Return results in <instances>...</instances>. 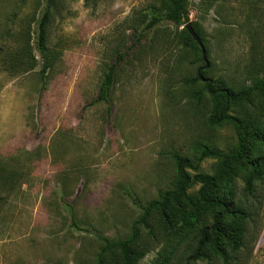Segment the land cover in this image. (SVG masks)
I'll use <instances>...</instances> for the list:
<instances>
[{
	"label": "rangeland",
	"instance_id": "obj_1",
	"mask_svg": "<svg viewBox=\"0 0 264 264\" xmlns=\"http://www.w3.org/2000/svg\"><path fill=\"white\" fill-rule=\"evenodd\" d=\"M45 4L0 0V264H95L98 235L126 238L141 206L171 186L173 152L194 159L198 143L234 144L230 123L207 125V92L189 79L202 67L234 87L250 83L264 62V0H188L207 67L184 44L185 23L163 18L144 30L161 0H56L42 88L31 20ZM27 46L36 64L26 71ZM113 62L109 102H94ZM214 167L204 158L199 169ZM235 185L252 213L238 258L264 264V178L253 195H242L241 178ZM147 245L137 264H164L165 256L182 264L194 242L187 237L168 255L163 240Z\"/></svg>",
	"mask_w": 264,
	"mask_h": 264
},
{
	"label": "trees",
	"instance_id": "obj_2",
	"mask_svg": "<svg viewBox=\"0 0 264 264\" xmlns=\"http://www.w3.org/2000/svg\"><path fill=\"white\" fill-rule=\"evenodd\" d=\"M45 1L40 15L31 20L34 23L33 48L42 59L39 69L42 88L47 70L52 65L51 51L47 45V29L56 0ZM187 7L188 0H161V7L158 9L161 10L160 14L147 21L144 30L163 18L186 23ZM191 25L204 42L197 24ZM181 34L184 44L195 47L201 59L199 46L185 28H182ZM23 51L29 54V60H25L27 71L35 67L36 56L29 46L24 47ZM115 52L116 60L124 58V53L119 49ZM115 67V62L107 65L94 102H109ZM252 68L254 71L249 77L250 83H243L238 87L221 78L206 77L202 67L189 79L193 84L202 81L201 93L207 92L210 101L206 115L207 125L216 128L230 123L236 136L234 144L227 150H220L207 142L198 143V156L194 159L173 152L171 158L175 171L171 186L141 206L142 212L132 222L131 232L126 238L110 239L98 235L100 246L95 264H137L149 250V241L163 240L164 244L171 246L166 253L168 255L187 237L193 240L194 245L187 249L182 264H196L198 261H207L209 264H241L238 253L244 244L247 223L252 218V213L249 204H245L239 197L235 181L241 178L242 195L245 196L253 195L255 182L264 178V154L258 151V148L264 147V62L255 63ZM201 93L197 91L198 97ZM191 97L194 98L193 94ZM251 104L255 106L252 107ZM109 109L108 106L107 111ZM204 158L215 159L212 173L199 169ZM142 229L149 241L143 237ZM167 258L164 257V264L168 261Z\"/></svg>",
	"mask_w": 264,
	"mask_h": 264
},
{
	"label": "water",
	"instance_id": "obj_3",
	"mask_svg": "<svg viewBox=\"0 0 264 264\" xmlns=\"http://www.w3.org/2000/svg\"><path fill=\"white\" fill-rule=\"evenodd\" d=\"M184 19V18H183ZM184 28L187 30V32L191 35L192 39L197 43V45L199 46L200 50H201V55H202V59L204 60V67H207L208 65V61L206 59V52H205V48L203 46V43L200 39V37L196 34V32L194 31L191 22L188 21L184 24Z\"/></svg>",
	"mask_w": 264,
	"mask_h": 264
}]
</instances>
